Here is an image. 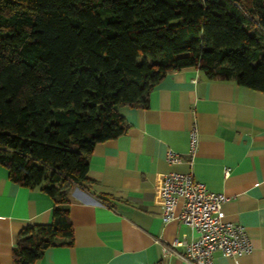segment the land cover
<instances>
[{
    "label": "trees",
    "instance_id": "16d2710c",
    "mask_svg": "<svg viewBox=\"0 0 264 264\" xmlns=\"http://www.w3.org/2000/svg\"><path fill=\"white\" fill-rule=\"evenodd\" d=\"M264 92V0H0V165L54 200L17 234L12 264L71 244L67 190L172 71Z\"/></svg>",
    "mask_w": 264,
    "mask_h": 264
},
{
    "label": "crops",
    "instance_id": "0c3cea01",
    "mask_svg": "<svg viewBox=\"0 0 264 264\" xmlns=\"http://www.w3.org/2000/svg\"><path fill=\"white\" fill-rule=\"evenodd\" d=\"M120 113L126 132L87 155L89 188L67 190L71 244L46 248L36 264H188L163 254L164 245L196 237L177 220H161L157 186L171 171L192 172L208 190L224 194L225 219L249 236V254L216 251L214 264H264V92L189 68L167 73L145 105ZM193 122L199 135L192 162H167L168 149L185 158ZM53 207L48 194L13 182L0 165V264H12L24 226L52 221Z\"/></svg>",
    "mask_w": 264,
    "mask_h": 264
},
{
    "label": "built area",
    "instance_id": "2783aa9c",
    "mask_svg": "<svg viewBox=\"0 0 264 264\" xmlns=\"http://www.w3.org/2000/svg\"><path fill=\"white\" fill-rule=\"evenodd\" d=\"M198 129L193 122L188 133V152L185 156L168 149L165 159L169 163L185 159L192 162L198 145ZM229 171L224 170L228 176ZM162 204V222L177 220L189 226L196 234L190 241L174 240L163 246V254H176L188 264H214V252L232 257L249 254L252 244L245 229L240 224L225 219L222 210L227 200L222 193L212 192L198 181L192 172L171 171L163 175L157 186ZM183 246L184 252L175 251Z\"/></svg>",
    "mask_w": 264,
    "mask_h": 264
}]
</instances>
